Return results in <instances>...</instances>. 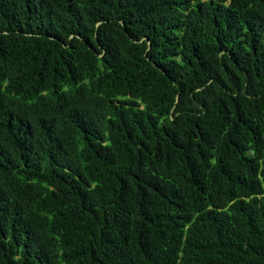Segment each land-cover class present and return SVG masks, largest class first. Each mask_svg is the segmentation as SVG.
<instances>
[{
  "label": "trees",
  "instance_id": "1",
  "mask_svg": "<svg viewBox=\"0 0 264 264\" xmlns=\"http://www.w3.org/2000/svg\"><path fill=\"white\" fill-rule=\"evenodd\" d=\"M0 264H264V0H0Z\"/></svg>",
  "mask_w": 264,
  "mask_h": 264
}]
</instances>
